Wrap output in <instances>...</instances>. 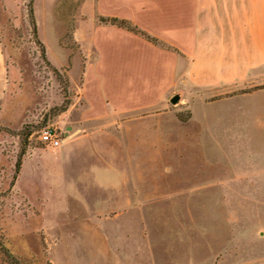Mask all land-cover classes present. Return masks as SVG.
<instances>
[{"label":"crops","instance_id":"1","mask_svg":"<svg viewBox=\"0 0 264 264\" xmlns=\"http://www.w3.org/2000/svg\"><path fill=\"white\" fill-rule=\"evenodd\" d=\"M96 13L71 64L67 55L55 63L46 49L52 66L68 67L72 99L51 120L60 145L31 149L13 191L40 216L47 214L53 228L82 233L74 246L83 255L134 264L138 258L128 244L131 250L139 237L146 248L144 233L150 239L163 229L154 210L183 195V185L193 180L188 155L197 150L196 137L211 134L215 119L232 115L233 101L260 91L219 97L213 89L264 73V0H97ZM110 19L126 21L158 44ZM1 31L0 21V106L20 80ZM175 95L180 99L172 104ZM27 172L49 183V201L32 202L19 189ZM111 229L124 237V251L121 242L101 239ZM62 246L64 260L66 240ZM186 246L178 264H202L201 244Z\"/></svg>","mask_w":264,"mask_h":264},{"label":"rangeland","instance_id":"2","mask_svg":"<svg viewBox=\"0 0 264 264\" xmlns=\"http://www.w3.org/2000/svg\"><path fill=\"white\" fill-rule=\"evenodd\" d=\"M29 2L0 0L5 53L20 73L0 106V264H104L74 246L82 233L53 228L47 214L40 216L39 208L13 191L17 159L23 151L27 155L31 149L46 147L39 140L40 131L54 128L51 120L60 114L65 97L71 102L73 94L68 67L57 69L47 56L50 65L40 56L41 47L28 22ZM32 6L45 52L57 64L67 55L71 64L97 14V0H34ZM256 73L244 84L213 89L219 97L260 91L233 101L228 107L233 106L232 115L215 119L211 134L193 141L197 150L188 155L189 167L195 165L193 180L183 185V195L154 210L163 229H155L150 239L144 233L146 248L139 237L131 250L128 244L138 258L134 264H178L187 257L186 245L193 240L201 244L202 264H264V73ZM181 115L189 116L187 108ZM27 133L31 134L25 138ZM211 176L222 181L212 182ZM48 188L41 174L29 172L19 184L32 202L40 197L49 201ZM102 234L111 245L117 241L122 248L125 245L124 237L112 229L100 233L101 239ZM59 240H66L67 262L62 242L56 248ZM210 243L214 244L208 248ZM112 255L111 248V260Z\"/></svg>","mask_w":264,"mask_h":264},{"label":"trees","instance_id":"3","mask_svg":"<svg viewBox=\"0 0 264 264\" xmlns=\"http://www.w3.org/2000/svg\"><path fill=\"white\" fill-rule=\"evenodd\" d=\"M33 1L34 0H30L29 4L27 5V17H28V22H29V25L31 26L32 28V34H33V37L36 39V42H37V45L41 47V58L45 59V61L48 63V61L46 60V52H45V48L43 46V44L41 43V41H39L38 39V33H37V25H36V21H35V16H34V10H33ZM107 22H109L110 24L112 25H116L120 28H124L128 31H131V32H135V33H138L140 35H142L143 37H145L147 40H149L150 42L154 43V44H158V41L156 39H153L149 36H147L144 32H141L133 27H131L126 21H123V20H118V19H110L108 20ZM49 64V63H48ZM50 65V64H49ZM53 72L56 73V70L53 69ZM70 105V102L68 100H66V97H65V100L63 101V105L62 107L60 108V113L64 112L67 107ZM31 133H27L24 137H28ZM25 155V151L22 152L21 156L17 159L16 163H15V175L17 176V174L19 173L20 171V167H21V162H22V157ZM16 179V177H15Z\"/></svg>","mask_w":264,"mask_h":264},{"label":"built area","instance_id":"4","mask_svg":"<svg viewBox=\"0 0 264 264\" xmlns=\"http://www.w3.org/2000/svg\"><path fill=\"white\" fill-rule=\"evenodd\" d=\"M39 140L46 147L57 148L60 145L61 137L56 129L47 127L40 131Z\"/></svg>","mask_w":264,"mask_h":264},{"label":"water","instance_id":"5","mask_svg":"<svg viewBox=\"0 0 264 264\" xmlns=\"http://www.w3.org/2000/svg\"><path fill=\"white\" fill-rule=\"evenodd\" d=\"M178 100H179V97L177 95H175L174 97H172V99L170 100V102L172 104H176L178 102Z\"/></svg>","mask_w":264,"mask_h":264}]
</instances>
